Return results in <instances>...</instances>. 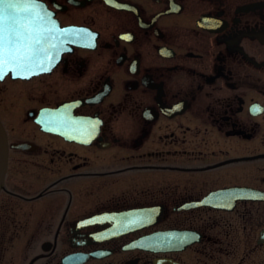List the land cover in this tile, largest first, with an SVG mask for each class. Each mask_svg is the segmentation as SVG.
I'll return each mask as SVG.
<instances>
[{"label":"flooded vegetation","instance_id":"af4514ba","mask_svg":"<svg viewBox=\"0 0 264 264\" xmlns=\"http://www.w3.org/2000/svg\"><path fill=\"white\" fill-rule=\"evenodd\" d=\"M34 1L69 43L0 79V264H264V0Z\"/></svg>","mask_w":264,"mask_h":264},{"label":"water","instance_id":"95a60500","mask_svg":"<svg viewBox=\"0 0 264 264\" xmlns=\"http://www.w3.org/2000/svg\"><path fill=\"white\" fill-rule=\"evenodd\" d=\"M14 4L16 15L13 22L4 11L5 5ZM51 19L41 4L34 0H0V36L11 37L18 32L15 46L5 48L0 45V79L10 75L15 79H28L38 74L50 71L59 60L60 55L67 50L69 42L60 35H50ZM38 20H44L38 21ZM49 30V31H47ZM60 37V38H59ZM6 169V148L4 136L0 130V185ZM147 243H154L153 252L163 251L162 234L146 238Z\"/></svg>","mask_w":264,"mask_h":264},{"label":"snow or ice","instance_id":"6c2138e0","mask_svg":"<svg viewBox=\"0 0 264 264\" xmlns=\"http://www.w3.org/2000/svg\"><path fill=\"white\" fill-rule=\"evenodd\" d=\"M4 11L7 13V16L12 17L13 22L16 23V21L14 20V17L16 15L15 5L11 3L5 5ZM18 36H19L18 32H13L11 37L7 35L0 36V45H3L5 48H7L9 45L14 47L16 43V38Z\"/></svg>","mask_w":264,"mask_h":264}]
</instances>
